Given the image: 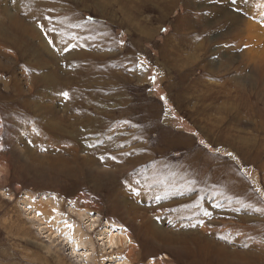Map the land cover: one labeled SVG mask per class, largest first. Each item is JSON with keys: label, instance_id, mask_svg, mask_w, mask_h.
Here are the masks:
<instances>
[{"label": "rangeland", "instance_id": "rangeland-1", "mask_svg": "<svg viewBox=\"0 0 264 264\" xmlns=\"http://www.w3.org/2000/svg\"><path fill=\"white\" fill-rule=\"evenodd\" d=\"M183 2L0 0V264H264V126L226 116ZM41 41L51 54L25 47ZM78 213L127 245L89 233L94 250L73 252L58 228L86 231Z\"/></svg>", "mask_w": 264, "mask_h": 264}, {"label": "bare ground", "instance_id": "bare-ground-1", "mask_svg": "<svg viewBox=\"0 0 264 264\" xmlns=\"http://www.w3.org/2000/svg\"><path fill=\"white\" fill-rule=\"evenodd\" d=\"M183 1L184 7L186 8L177 23L185 24L184 28L189 26L191 31L195 34L189 37L193 40L188 43L191 49L190 51L196 50L192 56L196 57V52L199 50H206L210 60H207L204 66H215L217 70L220 69L224 71L222 75L224 78V97L227 100V104L233 105L232 108H230L231 105H229V108L228 106L222 108L224 112H226V116L236 115L239 117V114H243L242 111H250L251 114L260 118L261 125L264 126V0H208V3H203L201 0L195 3L189 0ZM14 18L15 16L13 15L11 20ZM16 28L18 31L22 32L24 37L28 35L31 36V33L34 34V36L38 34L33 27H24L21 25V27ZM176 28L175 26V32H178V28ZM180 36L184 38L183 34ZM215 36H218V39H209V37ZM189 38H187V40ZM196 40L205 41L204 44L201 41V44L194 46L193 43ZM41 42L42 43L39 45H28L25 43V47L37 57L43 56L44 52H46V54H51L52 52L45 41ZM182 50L180 52H182ZM174 56L178 55L174 54ZM40 61L42 60L40 59ZM176 63L178 64L179 61ZM44 64L43 60V65ZM178 65L187 66L188 64L186 65V62L182 61ZM49 79L48 75L43 77V81H46V83ZM229 87H232L233 93L230 91ZM250 93L256 95L257 103L259 100L262 104V108H260L257 103L250 102ZM26 168L32 171L31 174L34 173L32 167L28 166ZM37 174H46V169H39ZM28 206H30V209L33 211L41 212L42 219L45 221L50 220L51 223L58 225V219L60 218L59 211L52 212L49 206H34L32 202L29 203ZM76 216L90 223L86 231H83L79 227L77 221V223L71 224L72 228L67 227L66 224H62L58 228L59 230L68 228V234L65 240L68 238V235L73 237L75 242L74 245H72L73 252H76L79 246L87 247L85 252L94 250L92 238L89 233L96 235L98 242L101 241L104 247H106L104 249L114 250L119 248V245L123 249V245H127V237L123 235L122 239L120 235H114L112 232L113 229L109 225H105L102 229L96 231L99 227V225H97V218H91L79 213ZM165 242L169 243L170 241ZM128 248H130V246H128L127 249ZM128 252H132L131 248ZM83 255L84 257H88L86 254ZM121 260L114 261V264L130 263L127 260Z\"/></svg>", "mask_w": 264, "mask_h": 264}, {"label": "snow or ice", "instance_id": "snow-or-ice-1", "mask_svg": "<svg viewBox=\"0 0 264 264\" xmlns=\"http://www.w3.org/2000/svg\"><path fill=\"white\" fill-rule=\"evenodd\" d=\"M44 19L49 20V22H51V18L50 17H44ZM88 19L91 20L92 18L89 17ZM38 26L41 27L42 29L45 27L43 24H40ZM165 31H166V29H165ZM121 43H123V42H121ZM140 67L142 68V64L140 65ZM150 79H152L154 81L155 80V77H150ZM62 95L65 96V97H67L68 96V93L67 92H63ZM201 143L203 144L204 142L201 141ZM90 146H93V145H90ZM121 147H123V145H121ZM129 154H131V153H129ZM227 155L231 156V153H228ZM111 158L112 159H115V157H111ZM53 211L55 212L56 210L53 209ZM40 214L41 213H37V215H40ZM66 226L69 227V228H72V225H70V224H68ZM193 227H195V225H193Z\"/></svg>", "mask_w": 264, "mask_h": 264}]
</instances>
